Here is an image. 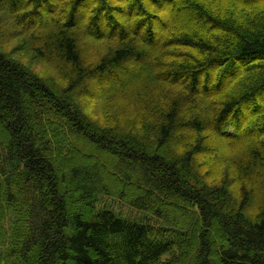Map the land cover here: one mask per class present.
Masks as SVG:
<instances>
[{
	"label": "trees",
	"instance_id": "16d2710c",
	"mask_svg": "<svg viewBox=\"0 0 264 264\" xmlns=\"http://www.w3.org/2000/svg\"><path fill=\"white\" fill-rule=\"evenodd\" d=\"M214 3L0 0V264H264V11Z\"/></svg>",
	"mask_w": 264,
	"mask_h": 264
},
{
	"label": "rangeland",
	"instance_id": "374dc122",
	"mask_svg": "<svg viewBox=\"0 0 264 264\" xmlns=\"http://www.w3.org/2000/svg\"><path fill=\"white\" fill-rule=\"evenodd\" d=\"M213 2L215 1L214 5H218L221 7H223L222 9L223 10H229V11H233V12H238L239 14L241 15H244V11H246L247 13H262V11H264V8L262 7H253V8H242L241 6L237 5L233 0H212ZM210 2V1H209ZM243 13H242V12ZM8 18H7V17ZM252 18V17H251ZM12 19L14 20V18H12L11 16L9 15H6L5 14V11H1L0 13V24H3L5 25V28L6 29H9V27H6L8 24L7 23H13L12 22ZM6 20V21H5ZM21 29H23L20 25H18L17 27H15V30H19L20 33L21 32ZM10 30V29H9ZM23 39V38H22ZM16 42L18 43V40H16ZM19 44H21V42H19ZM14 45H17L14 41H11L10 43H8L7 46H5V49L8 50L10 49L11 47H13ZM89 49L87 51V54L89 55H96L97 53H99V51H101V53L103 51L106 50V43L105 42H91V44L89 45ZM18 56H21L24 60L23 62L29 66L30 68H32L34 71L36 72H39V73H45L48 74V73H51L50 69L48 67H45L43 66L42 64L38 63V62H34V60L31 59V61L29 60L28 57H25V54L23 53H18ZM131 99H135L134 97H132V95H126V96H119L117 98L114 99V101H112V104L113 105H110V106H107L109 107L110 109H120L121 111H123V114L126 118H131L135 115L136 111L133 109V108H136L135 106L134 107H131ZM92 109V114L93 116H95L96 118L100 117V112H103L102 109L104 108H107L105 107V104H100L98 102H96L95 104L94 103H91L89 105ZM223 155L225 156V158L228 156H232V155H235V150L234 149H225L224 152H223ZM229 165V164H228ZM222 170H227L226 167L221 166ZM220 172V173H221Z\"/></svg>",
	"mask_w": 264,
	"mask_h": 264
}]
</instances>
